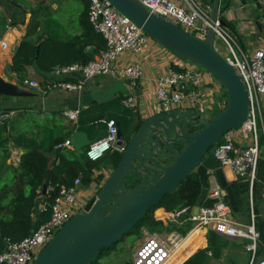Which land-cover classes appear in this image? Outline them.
Listing matches in <instances>:
<instances>
[{
	"label": "built area",
	"instance_id": "obj_1",
	"mask_svg": "<svg viewBox=\"0 0 264 264\" xmlns=\"http://www.w3.org/2000/svg\"><path fill=\"white\" fill-rule=\"evenodd\" d=\"M87 1L90 23L105 40V49L98 58L56 67L41 80L26 81L27 86L43 94L52 91L81 93L87 82L98 77L111 76L127 79L133 83L143 78L142 63L137 60L128 63V60L154 53L152 43L160 44L107 0ZM138 1L150 12L175 23L201 41L206 40L207 32L212 28L216 40L220 39L225 44L227 54H222L235 68L246 87L250 112L247 121L238 131L226 133L213 147L212 156L221 164L225 177L231 185L240 180L249 179L253 182L261 156L260 136L264 135V49H257L250 56H241L235 47L232 34L220 19L212 27L210 14L199 0ZM162 49L168 53L170 59L166 72L158 77L155 84L154 95L160 109L178 107L197 111L202 116L214 112L216 106L222 104L218 96L223 94L222 91L224 92L218 80L197 65L179 58L163 47ZM125 58L129 59L123 64ZM148 62L152 67H156V63L151 59ZM139 104L135 97L128 98L124 102L126 107L135 110L138 109ZM79 115L80 109L65 113V117L73 123V126L78 124ZM10 117V113L1 115L0 125ZM106 126L107 135L91 144L87 151V157L91 161H100L107 154H120L125 150L118 123L110 120L106 122ZM57 148L74 149L70 139L59 144ZM100 174L96 173V177L93 176V182L86 190H82L81 178L75 181L73 187H63L50 207L49 221L39 224L29 237L20 242H14L10 238H0V264H33L37 256L68 221L84 210L89 197L102 187V181L98 180ZM83 193L85 197L82 196ZM205 201L209 203L206 206L202 205L197 215H194L193 211L189 213L188 208L173 213L166 212L164 216L155 215L156 220L164 224L181 223L183 222L181 219L186 216V219L193 224V229L187 235L179 231L151 233L143 230L141 243L134 252L132 264H167L182 249L192 233L203 230L243 242L250 256L249 264H264V258L259 259L258 256L261 235L256 229L254 216L249 224L238 222L226 191L214 177L209 180ZM46 209L45 205L44 211Z\"/></svg>",
	"mask_w": 264,
	"mask_h": 264
},
{
	"label": "water",
	"instance_id": "obj_2",
	"mask_svg": "<svg viewBox=\"0 0 264 264\" xmlns=\"http://www.w3.org/2000/svg\"><path fill=\"white\" fill-rule=\"evenodd\" d=\"M107 1L165 50L212 74L225 91L227 102L211 120H203L194 110L160 109L141 117L140 127L127 138L120 133L125 150L117 157L110 156L103 164L104 184L33 264H92L101 250L123 240L151 208L176 192L192 174L198 175L201 183L194 215L206 198L211 177L226 191L233 211L237 210L232 185L210 151L226 133L238 131L244 125L250 100L241 77L217 49L213 29L209 28L206 40L201 41L150 12L138 0ZM220 3L221 0H215L212 4V27L220 18ZM0 96L25 98L34 94L0 77ZM106 135L104 130L91 140L86 133L75 132L70 142L75 151H83ZM3 146H8V140L0 141V147ZM46 192L44 186L43 194Z\"/></svg>",
	"mask_w": 264,
	"mask_h": 264
},
{
	"label": "crops",
	"instance_id": "obj_3",
	"mask_svg": "<svg viewBox=\"0 0 264 264\" xmlns=\"http://www.w3.org/2000/svg\"><path fill=\"white\" fill-rule=\"evenodd\" d=\"M199 1L204 4L210 14L215 0ZM33 15L39 23V27L34 33L35 39L40 41L48 39V43L53 45V49H56L53 54L54 58L48 61V66L51 65L53 68L50 72L41 74L36 66H27L23 74H18L8 70V67L13 64L15 52L27 35ZM220 18L224 19L226 24L224 27L234 37L235 47L241 56H250L255 50L264 49V0H221ZM21 20H24V23H18ZM13 21L18 24L12 26ZM92 28L87 0H0V77L34 94L33 97L25 98L0 96V116L11 114L10 119L4 122L7 129L0 138V140H8V146L0 147V149H8L11 153L7 165L18 167L22 155L28 153L27 148L15 146L10 134L15 137L24 135L42 140L49 128L61 130L73 126V123L65 117V113L68 111L76 109L84 111L100 107L116 99H121L122 105H124L126 99L134 97L140 104L139 110H133L140 112L141 117H146L160 110L154 95L155 84L158 77L166 72L170 57L160 45H155V43H152L154 53H147L143 57L130 60L128 59L131 57L123 59V64L127 60L128 63L134 60L142 63L143 78L135 83L127 79L105 76L87 82L81 93L52 91L47 94L25 84L28 80L45 78L56 67L63 66L64 63L78 61L79 56L98 58L102 52L98 38L101 35ZM94 35H96V40ZM219 52L226 55V47ZM149 59L156 63V67L151 66L148 62ZM220 101L222 103L220 106H223L224 99ZM176 108L178 107L172 109ZM100 110L97 109L96 115H102ZM1 156L2 153H0ZM110 156L111 154H107L102 159V167L100 170H96V173H103V164ZM51 162L52 164L57 162L55 154L51 155ZM95 172L94 177H96ZM100 177H102L101 174L98 179ZM101 181L104 184L105 179L102 177ZM50 189H47L46 194H43L42 189L41 195L36 199L32 215L36 223L40 221L45 207V198ZM82 189L86 190L87 188L83 187ZM82 196L85 197V194L83 193ZM262 209V217H264V202ZM165 213L166 211L161 209V212H156L155 215L164 216ZM182 221L176 223L177 227L179 229L186 228L190 224L192 228L189 232H191L193 224L186 218ZM201 232H204L205 243L197 251L205 249L209 245L207 236L211 231L203 230ZM227 240L229 243L225 245L221 259L212 261V264H249L250 256L246 252L243 242ZM139 244L134 248V252ZM116 250L119 248L116 247ZM261 258H264V255L259 256V259Z\"/></svg>",
	"mask_w": 264,
	"mask_h": 264
},
{
	"label": "trees",
	"instance_id": "obj_4",
	"mask_svg": "<svg viewBox=\"0 0 264 264\" xmlns=\"http://www.w3.org/2000/svg\"><path fill=\"white\" fill-rule=\"evenodd\" d=\"M220 20L225 26L224 19L220 18ZM21 22L24 23V20L18 23ZM18 23L13 21L12 26ZM38 27L39 23L33 15L27 35L17 48L13 64L8 67V70L18 74H23L27 66H36L41 74H46L52 70L53 67L48 66V61L54 58L53 54L56 49H53V45L48 43V39L45 41L35 39L36 35L34 33ZM95 37L96 35H94V39ZM98 38L100 50L103 51L106 43L101 36ZM94 58V56L91 58L79 56L78 61L64 63L63 65L88 62ZM226 102L227 98L224 106ZM124 106L121 99H116L100 107L80 111L76 126L61 130L49 128L42 140L24 135L15 137L10 134L16 147L27 148L26 150H29V152L22 155L18 167L15 168L7 165V161L11 156L10 151L6 148L0 149V153H2L0 157V238H10L14 242L24 240L32 234L39 224L49 221L51 217L50 207L63 187H73L78 178H81L82 186L85 188L92 184L94 172L101 169L102 160L91 161L88 159L87 151L89 148L83 151H75L65 148L58 149L57 146L70 139L75 132H84L91 140H95L107 128L106 122L110 120H115L118 123L122 137L127 138L140 127L141 114ZM97 109H101L102 115H96ZM6 126L4 123L0 126V138L2 133L6 131ZM260 149L261 156L253 182L248 179L232 183L237 201L235 216H237V213L242 214L246 217L248 224L252 222V216H254L256 229L261 235L258 256L264 255V217H262V203L264 202V135L260 136ZM52 154H55L57 160L54 164L51 162ZM112 155L117 157L119 154L112 153ZM98 180L101 181L102 177ZM44 186L48 190L51 188L45 198L47 209L43 211L40 221L36 223L32 216L33 210L36 199L41 195ZM200 193L201 183L199 177L192 174L180 185L176 192L167 195L159 206L151 208L144 219L127 236L140 239L143 236V230H148L151 233H171L174 230H179L180 233L187 235L192 228L190 224L186 228L180 229L176 223L165 225L163 222L156 220L155 213L159 209L173 213L185 208H188L189 213H191ZM208 203L204 200L202 205L206 206ZM185 218L186 216L181 220ZM207 239L209 242L208 247L197 251L183 264H212V261L221 259L224 247L229 243L228 240L214 232H210ZM115 247L116 245L101 250L92 264H100L101 258L108 256Z\"/></svg>",
	"mask_w": 264,
	"mask_h": 264
},
{
	"label": "rangeland",
	"instance_id": "obj_5",
	"mask_svg": "<svg viewBox=\"0 0 264 264\" xmlns=\"http://www.w3.org/2000/svg\"><path fill=\"white\" fill-rule=\"evenodd\" d=\"M216 47L220 51L225 48V44L222 42V40L218 39L216 40ZM222 93L223 95L218 96V99L219 100L224 99V101H226L227 96L225 95V92L222 91ZM223 107H220L219 105H217L214 113L203 115V120L213 119L214 115L217 112H219ZM212 150L210 151V154H212ZM236 220L242 224H248L246 217H244L242 214L237 213ZM140 241H141V238L135 239L133 236H126L123 240H121L116 245V247H118L119 250H116V247H115V249L108 256L101 258L99 263L100 264H132L134 248L140 243Z\"/></svg>",
	"mask_w": 264,
	"mask_h": 264
},
{
	"label": "bare ground",
	"instance_id": "obj_6",
	"mask_svg": "<svg viewBox=\"0 0 264 264\" xmlns=\"http://www.w3.org/2000/svg\"><path fill=\"white\" fill-rule=\"evenodd\" d=\"M205 243L204 232L196 231L192 233L186 240L182 249L167 263L182 264L190 258L197 249L203 247Z\"/></svg>",
	"mask_w": 264,
	"mask_h": 264
}]
</instances>
